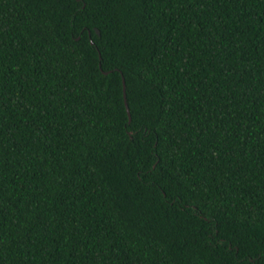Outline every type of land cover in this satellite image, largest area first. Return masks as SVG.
Here are the masks:
<instances>
[{
	"label": "trees",
	"instance_id": "1",
	"mask_svg": "<svg viewBox=\"0 0 264 264\" xmlns=\"http://www.w3.org/2000/svg\"><path fill=\"white\" fill-rule=\"evenodd\" d=\"M0 264H264V0H0Z\"/></svg>",
	"mask_w": 264,
	"mask_h": 264
},
{
	"label": "water",
	"instance_id": "2",
	"mask_svg": "<svg viewBox=\"0 0 264 264\" xmlns=\"http://www.w3.org/2000/svg\"><path fill=\"white\" fill-rule=\"evenodd\" d=\"M97 32L100 33V31H99L98 29H97ZM105 73H109V72L106 71ZM123 82H124L125 102H126L127 110H128L129 117H130V122H131V120H132V115H131V110H130L129 103H128V99H127V94H126V82H125V79H124V78H123Z\"/></svg>",
	"mask_w": 264,
	"mask_h": 264
}]
</instances>
